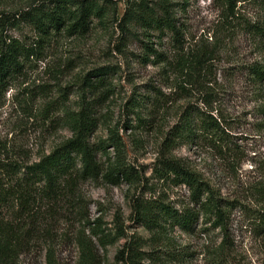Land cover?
Wrapping results in <instances>:
<instances>
[{
    "label": "rangeland",
    "instance_id": "obj_1",
    "mask_svg": "<svg viewBox=\"0 0 264 264\" xmlns=\"http://www.w3.org/2000/svg\"><path fill=\"white\" fill-rule=\"evenodd\" d=\"M99 1L107 13L104 20L94 19L83 36L62 32L53 37L43 56L34 59L24 75L0 93V164L32 165L71 138L68 113L80 111L84 79L102 70L104 87L86 95V101L95 105L98 124L91 141H104L107 146L111 135L118 137L127 164L140 179L135 185L123 181L115 186L105 180L81 184L77 209L70 204L56 208L42 227L48 233L45 242H35L33 252L15 264H80V239L92 241L100 264H117V253L133 241L145 254L154 251L155 261L145 256L141 264H264V238L256 236L241 211L232 215L224 248L225 235L212 229L204 218L194 233L169 229L154 241L132 215L133 201L138 197L161 200L175 209L192 207L187 188L157 176V161L165 152L208 182L222 198L252 209L260 207L251 188L264 183L263 121L253 114L258 104L251 94L241 89L239 81L230 80L229 74L240 64L264 60V49L241 30L230 28L221 33L222 0H171L177 26L184 33V52L191 56L205 51L209 55L204 78L212 82L220 102L214 107L221 105L222 115L235 121L232 133L239 156L235 160L222 158L203 143H180L167 150L165 138L179 124L184 110L201 106L194 77L174 69L178 55L169 35L139 26L122 27L123 16L135 0ZM147 1L150 6L158 2ZM38 2L0 0V18H9L5 37L37 46L39 35L20 16ZM237 7L244 20L264 22V0H239ZM148 48L168 61L157 63L158 56L151 55ZM155 92L161 94L159 109L133 107L135 100L146 106L145 102L156 97ZM106 154L112 161L116 158L112 147H107ZM99 159L106 161L101 155ZM49 245L54 246L55 262H47ZM157 248L160 254L172 249L177 259H160Z\"/></svg>",
    "mask_w": 264,
    "mask_h": 264
},
{
    "label": "trees",
    "instance_id": "obj_2",
    "mask_svg": "<svg viewBox=\"0 0 264 264\" xmlns=\"http://www.w3.org/2000/svg\"><path fill=\"white\" fill-rule=\"evenodd\" d=\"M238 1L222 0L221 33L226 34L230 28L241 30V33L252 36L262 46L260 49H264V22L244 20L238 11ZM106 16L99 0H39L20 16L39 35L37 46H27L21 40L5 37L9 18H0V93L23 76L34 59L39 60L43 56L46 45L53 37L62 32L68 36H83L90 31L94 19L102 21ZM122 22V27L126 30L139 26L148 31L169 35L178 55L174 69L187 73L191 79L194 77L195 88L202 96L201 104L199 103L201 106L186 108L179 124L169 132L165 138L166 149L180 143H203L217 150L222 158L237 159L239 152L232 133L235 121L222 115L218 108L221 105L214 107L220 102L215 90L211 88L212 82L208 79L205 81L204 78L206 71L203 67L206 66L209 55L205 51L191 56L184 52V33L177 26L171 0H158L153 6L147 0H135L123 16ZM148 52L158 56L157 63L168 61L165 55L157 54L152 48H148ZM94 75L83 81L80 111L68 113L66 121L72 131L71 138L32 165L12 161L0 164V264L20 262L23 255L33 252L35 242H45L48 233L43 230V225L48 223L58 207L70 204L77 209V193L81 184L105 180L115 186L123 181L135 185L140 179L138 172L127 164L124 147L118 137L111 135L106 142L107 146L104 141L97 144L91 141L98 124L93 113L95 105L86 101V95L104 87L102 70L96 71ZM229 78L239 81L241 89L251 94L253 102L258 104L253 114L261 117L264 128V60L238 65L229 74ZM232 88L235 90V87ZM160 95L155 92L156 97L145 102L146 106L143 101L135 100L133 107L146 109L150 106L151 111L159 109ZM107 147L115 150L114 161L106 154ZM99 155L106 161L102 162ZM156 173L164 182L187 188L192 207L175 209L161 200L135 198L133 218L153 235L154 241H158L169 229L178 228L186 233H194L199 220L204 218L206 223L212 225V229H220L225 235L222 244L224 248L229 238L231 218L236 210L249 219L256 236L264 238V183L251 188L260 206L252 209L238 201L222 198L208 182L184 166L171 153L165 152L158 159ZM83 221H87L85 217ZM96 236L99 237V234ZM77 245L80 264H100L101 260L91 240L80 239ZM101 245L105 246L103 243ZM141 248L136 241L125 244L117 253L116 263L141 264L146 257L154 262V251L145 254ZM166 251L160 254L161 249H156L160 259H177L172 249ZM53 252L54 246L49 245L47 262H55Z\"/></svg>",
    "mask_w": 264,
    "mask_h": 264
}]
</instances>
